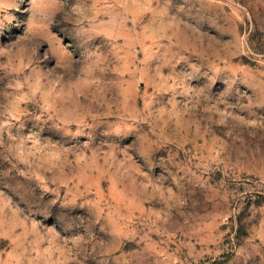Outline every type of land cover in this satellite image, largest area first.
<instances>
[{
  "label": "rangeland",
  "instance_id": "374dc122",
  "mask_svg": "<svg viewBox=\"0 0 264 264\" xmlns=\"http://www.w3.org/2000/svg\"><path fill=\"white\" fill-rule=\"evenodd\" d=\"M0 264H264V0H0Z\"/></svg>",
  "mask_w": 264,
  "mask_h": 264
}]
</instances>
